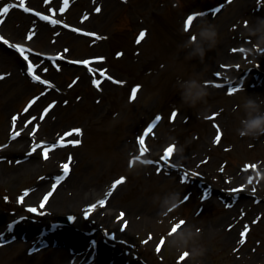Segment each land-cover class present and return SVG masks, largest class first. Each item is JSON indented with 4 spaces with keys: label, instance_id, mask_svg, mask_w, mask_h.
Returning <instances> with one entry per match:
<instances>
[{
    "label": "rangeland",
    "instance_id": "obj_1",
    "mask_svg": "<svg viewBox=\"0 0 264 264\" xmlns=\"http://www.w3.org/2000/svg\"><path fill=\"white\" fill-rule=\"evenodd\" d=\"M242 1L110 0L104 2L103 0H69L68 3H65V0H0V32L1 36L8 37L10 45L24 44L26 39H29L27 36L32 35L33 29L36 30V27L43 23L49 27V38L45 42L49 43V46L66 47L65 51L71 55L67 62H59V67L53 68L49 80L54 88L59 89L56 93L63 98L60 107L53 116L56 125L54 136L60 135L63 131H69L72 127H80L83 131L82 134H74L69 144L54 150L50 149L57 153V171L61 172L63 164L68 163L72 168V175L82 185L99 188L105 186L108 189L114 180L126 177L112 190L113 197L110 199L112 203L109 205L114 207L121 206L131 209L143 202L149 211L158 204L155 200L156 196H163L172 190L182 193L183 202L163 219L159 228L139 225L129 238L113 241L114 245L101 240L98 242L101 246L99 253L96 251L94 255L89 256L88 261L91 263L94 260L93 264H111V250H114L116 246L115 250L120 251L119 247L127 244L132 248L131 252L134 253L132 255H137L147 264H264V179H255L257 171L264 167V136L259 138L240 136L237 132L241 126L240 120L245 115L241 107V97L245 93L264 95V52H261L259 47L256 48L255 56L247 52L246 60L257 64L258 66L255 67L257 71L249 69L243 74L237 75L236 81L229 87L218 80L216 75H211L209 61H211L213 49L200 63L195 61V58H189L188 49L178 48V44L173 47V44L163 41V38L167 37V39H173L182 45L193 34L200 19H207L219 26L220 20L238 8ZM21 2H24L33 11L29 12L19 7ZM5 4L11 5L6 14L2 13ZM70 7L75 10H73V14H67ZM97 8L100 9L99 12L96 11ZM217 8H220L219 12L215 11ZM39 13L55 16L59 24L46 22L39 16ZM193 13H206V15L197 17L193 28L186 31L183 20ZM82 17H85L83 19L88 22L84 26L79 23ZM65 23L68 24L67 27L64 26ZM78 25L85 29L89 28L92 33L97 35H90L88 30L81 29L80 33L72 30V27H78ZM142 31H146V35L141 39L139 34ZM34 33L36 34L37 30ZM159 43H161L159 46L161 51L166 53V56H161L157 63L158 69H161L162 72L173 68L170 63L172 57L178 64L174 71L182 78L187 79L186 77L191 75V77L196 76L204 82H212L211 84L206 83L210 93L206 102H201L195 107L187 104L177 106L172 110V112H178L176 118L181 122L175 129L174 127L170 128L171 124L165 118V113L170 111L172 100H174L172 86L168 84V81L161 79L159 73L156 77L155 73L158 69L152 68L159 56L153 44L156 47V44L159 45ZM247 44L249 47H253L256 41H249ZM6 45L8 44L0 41V53L6 50ZM11 48L15 51V48ZM95 53L104 58L103 62L101 61L103 67L99 69L97 65V68L93 65V69L97 71L94 73L88 71L90 75L86 84L78 87L73 86L72 82L86 69L73 64L72 59H87L94 56ZM29 59L38 65L45 61L51 62L50 56L35 52L29 56ZM24 70L25 60L22 62V72L17 74L16 78L5 77L0 81V125L8 118L9 114L21 113L28 109L29 102L33 101L43 90L42 84L31 79ZM98 71L103 74V71H106L119 75L121 84H117V87L112 91L99 94L95 98L98 91H96L93 80L98 79L100 75ZM39 72L38 67L37 73ZM144 73L147 74V77ZM248 75L251 80L247 82L250 86L246 85V87L243 80ZM158 79L160 87L156 91L155 84ZM144 80L147 81L146 86L143 85ZM255 83L258 84L257 88L255 86L256 90L252 88V84ZM217 84L222 87L215 86ZM137 85L141 87L136 98L132 99L131 90ZM232 87L238 89L235 94L228 92V89ZM150 89H155L153 91H156L154 92L156 95L152 96ZM250 89L258 91V93L250 91ZM53 105L54 102L50 98L44 108H51ZM211 113L212 115H210ZM138 116L146 117L143 122L138 120L132 122L133 118L139 119ZM156 116H161L162 119L156 122V126L150 132L151 136L146 135L145 137V145H148L151 152L156 151L162 156L165 148L168 147L165 144L172 143L176 145L172 155L173 160L181 163L182 166H186L188 158L196 154L203 166L210 164L211 161L210 166L219 171L223 168L224 171L221 172L224 174L241 172L244 175L243 183L246 182V185L239 181H237L238 183L227 181L226 186H222L221 183L211 178L213 169L209 167L204 169L206 173L201 175L205 178L202 177L201 185L195 183V186L191 187L192 189H179L178 185L171 182V177L175 176L178 181L186 182L183 180L185 172L168 171L174 175L164 179L165 176L161 174L162 172L153 167L156 165L158 168H162L160 164L155 163V161H159L156 158L150 157L149 160L153 163H150V167L147 168L141 166L140 160H136L134 164L130 163L137 156L129 153L127 145L121 146L118 141L126 138V128L129 124L142 123V130L144 128L146 131ZM47 119L44 117L41 122H46ZM43 124V127H39L38 133L35 132L36 140L49 131V125ZM108 132L113 139L117 140L116 144H113L112 150L93 152L90 147L91 138L97 134ZM209 132L210 134L212 132L213 140L208 138ZM11 135L0 138V150ZM217 135L221 136L219 143L214 141ZM73 139H78L81 143L73 144ZM54 141L53 139L52 142ZM51 144L48 142L46 146H51ZM201 144L202 146L199 147ZM43 147L37 148L34 157L37 164L35 169L22 173L14 181L0 179V214L4 222L8 225L13 224V228L17 226L16 229H18L19 225L16 220L18 217L25 216L36 224L27 235L24 234L22 237L19 236L17 239L11 240H5L7 237L5 236V239L0 240V264H49L48 258L52 253V246L46 245L50 242L45 241V244L43 243L41 246H36V242L31 245V241H35V237L41 233L39 232L41 230L40 220L46 211L41 197L45 194L41 191L36 194L34 206H28L29 201L21 200V197L24 198L38 182L41 181L43 186H53L57 182L55 179L57 176H54L53 170L42 155ZM69 157L72 159L69 160ZM12 158L15 162L26 161L22 154L20 156L14 154ZM0 164L7 168L9 166L6 162ZM249 164H254L257 167L248 168ZM199 179L201 178L199 177ZM250 179L251 183H248ZM204 183L205 185H217L216 191L210 193V196L204 194L205 189L202 188L205 187L202 185ZM236 186H243L245 189L239 191L247 190L245 193L247 196H242L245 205L239 211L240 213L233 214L228 227L222 230L220 228L212 230L207 237L197 239L196 243L206 248L205 254L198 258V262L193 261L190 254L181 260L182 255H178L169 247V238L172 236L169 235L170 229L176 224L175 222L169 224V219L175 221L177 217L183 218L185 221L183 225L190 224L192 226H206L214 223L219 217L233 212L231 206L238 198V191H234ZM229 190L234 192V198L222 197V192ZM109 196L101 198V200H106ZM39 199L41 200L39 201ZM41 204L44 206L41 207ZM32 207H36L38 211L31 212ZM84 208L88 209L89 206ZM61 214L47 217L45 226H52V223ZM88 229V223L84 222L80 234L78 232L75 234V231L71 232L73 237L79 238L77 244H85L84 235L91 233V230ZM232 229H234L233 232L235 231L237 240L226 243L224 237ZM179 231L180 229L177 230V232ZM103 232L106 234L108 230L103 229ZM59 240L56 243L63 244L60 245L62 250L50 264H69L72 260L79 261L81 259V254H72L67 249V245L73 246L66 242L67 238ZM93 246L98 245L95 242ZM105 249H109L110 253ZM69 255L72 257L67 260Z\"/></svg>",
    "mask_w": 264,
    "mask_h": 264
},
{
    "label": "bare ground",
    "instance_id": "obj_2",
    "mask_svg": "<svg viewBox=\"0 0 264 264\" xmlns=\"http://www.w3.org/2000/svg\"><path fill=\"white\" fill-rule=\"evenodd\" d=\"M69 0H67L68 3ZM104 2L110 1V0H103ZM72 7V6H71ZM70 7V8H71ZM70 11L67 12V14H73V8L69 9ZM75 11V10H74ZM85 16V14H83ZM264 15V0H243L241 2V5L236 8L235 10H232L229 14L225 15L223 19L220 20V25L218 26L220 37L219 42L216 45L215 48H213L212 58L210 62V68H211V75H215L216 72H220L221 75L217 76L218 80H221L223 84L235 82L237 75H241L247 70L251 69L252 71H256L255 67L258 66L257 64L250 63L246 57L247 55V48H249V45L247 42L256 41L255 37L250 36L247 34L246 29L248 27V22L252 21L253 24L255 23V18L257 16ZM82 17L81 21H79L82 26L84 24L88 23L85 21ZM39 20V19H38ZM40 22V20H39ZM185 22V20H183ZM182 22V23H183ZM174 23V21H173ZM82 26L78 25V28L83 30L90 31V34L92 33L91 30L85 29ZM87 27V26H85ZM33 29L32 35L27 36L29 39H26V42L23 44L26 49H30L26 54L29 55V52H35V53H41L43 55H49L53 57L55 60L53 63L51 62H42L40 63L39 70L40 72L37 73L38 75H41L42 80L40 83L42 84V91L38 94V99H35V102L27 109V111H23L21 113H14L9 114L8 118L3 122V124L0 125V138L6 137L9 134H12L9 138H7L6 143H4L3 147L0 150V163L6 162L9 164L8 168L7 166H2L0 164V179H3L5 181L9 180H17L19 176L22 173H25L26 171L35 169L37 164L34 160L35 153L32 152L31 146L38 142L39 140H44L45 143L53 141V139H57V135L54 136L56 133L55 131V123L53 121V116L55 115L54 112L58 110L60 107L63 98H61L60 95H58L56 92L59 90L57 88H54L53 85L49 84H43V80H50V76L52 75L53 68H57V65L59 66V62H67V59H70L69 52L65 51L66 47L61 46H49V43H46V39L49 38V27L47 25L40 23L37 27V33L35 34ZM181 31V30H180ZM71 33V32H70ZM75 34V33H73ZM2 33L0 32V36ZM4 39L2 41L6 42L8 45H6V50L3 53H0V81L3 80L5 77H12L16 78L17 74L22 72V62L23 57L19 55L17 51H13V49L10 47V40H8V37L3 35ZM26 37V38H27ZM33 37V39H31ZM163 41L167 44H173V47L178 44V48L181 47L179 43H176L175 40H169L167 37L163 38ZM58 44V43H57ZM161 43L156 44V47L153 44V47L156 51V53L159 55L156 60V63H153L152 68L158 69V61L160 60L161 56L165 57L166 53L161 51ZM57 47V48H56ZM233 48H243L245 51L243 53L241 52H233ZM185 50V48H183ZM208 55V54H207ZM257 56V55H256ZM96 59L93 60L91 63L94 65V67H97L101 69L103 66L101 65V61L103 62L101 58L102 56L97 55V53L94 54ZM75 59V58H73ZM72 59V61H73ZM77 59V58H76ZM195 61L202 63L199 57L195 58ZM134 62L132 61V64ZM170 63L173 65V68L168 69L167 71H161V69H158L155 74L159 73V77L164 79L165 81H168V84L172 86V106L170 111H167L165 113V118L167 122H170V128L178 127L180 125V120L178 118H175L174 120L171 118L170 113L174 108L177 106L186 105L182 101L181 97V90L179 88L178 81L180 80H186L185 78H182L181 75L176 73L174 71L177 67V62L170 58ZM231 65V67L224 68V65ZM239 64L240 67L237 68L236 65ZM207 66V64H206ZM5 67V68H4ZM82 67V66H81ZM80 67V68H81ZM96 67V68H97ZM157 67V68H156ZM43 68H47V72H43ZM264 71V68H263ZM104 75H99L98 79L101 81L100 87L96 86V91L98 93L96 94L95 98L99 96V94H102L107 91H112L115 87H117V84H121V77L116 74H111L109 72L103 71ZM150 73V72H148ZM145 74V73H144ZM90 73L87 71H83L80 73V75L77 77V79L72 82L73 86L78 87L80 85H85L88 81ZM147 77V74H145ZM108 77H112L113 79H109ZM140 79L141 76L139 75ZM158 77V74L157 76ZM191 75L186 77L189 79ZM250 75L246 76L243 80V84L246 86H250L247 84V82L250 79ZM117 81H120V83H117ZM143 85L146 86V80L143 81ZM253 89L258 87V84H252ZM160 87L159 79L157 80L155 84L156 91H158ZM247 87V86H246ZM61 88V87H60ZM253 89H250V91L258 93V91H255ZM151 94L156 95V91H153L155 89H150ZM260 93V92H259ZM261 95V94H260ZM52 99L54 102V105L49 108L46 107L45 104L47 101ZM94 98V100H95ZM214 112V111H212ZM212 115V113L210 114ZM35 117V119H33ZM44 117H47L48 119L46 122H41V119ZM139 117V116H138ZM146 116H140L139 119L133 118L132 122L138 120L139 122H143L144 118ZM15 118V124H13V119ZM155 118L153 119V121ZM135 122L128 125L126 128V138L120 139L118 142L121 146L128 147V152L135 154L137 157L139 156L141 161V166L144 168L150 167V163H145V160H149L150 157H153L154 159L159 160V164L162 167L160 172L163 176H165L164 179H167L171 177L172 172L168 171H174L177 172H188V179L186 182L178 181L175 176H172V183L174 185H178L177 188L179 189H192L197 184H200L203 182L201 175H204L203 173H206V168H212L210 164L203 166L201 165V161L195 156L191 155L187 160V165L182 166L181 163L176 162L173 160V156L170 158V161L165 162L164 160L160 159L161 155H159L158 152L149 151L147 153H144L141 155L140 153V146L138 143V137L140 135H143L146 131L142 130V123ZM41 123V125H40ZM49 125V131L45 133L42 136H39L38 139L33 136V133H38L39 127H43L44 124ZM157 124V123H156ZM160 125V124H159ZM158 125V127H159ZM17 126V127H16ZM38 126V127H37ZM74 127L71 129V134L67 137L63 138L65 144L69 143V140L72 139V136L76 134L73 132ZM170 128H167L170 130ZM21 129L20 132H18ZM74 129H77L76 127ZM80 129V127H79ZM104 132L106 130H103ZM108 131V130H107ZM19 133V135L16 136L15 139H13V136L16 133ZM129 134V135H128ZM214 135V134H213ZM147 136H151V133H147ZM208 138L213 140L212 132L208 135ZM115 139L110 135V132L103 133V134H97L93 136L90 140V147L93 152H101L106 151L109 152L113 148V144H116ZM216 141V139L214 140ZM172 145V143H166L165 146ZM186 146V144H184ZM202 146L199 145V147ZM59 147L57 143H53V150L55 148ZM148 147V145H147ZM159 150V148H157ZM166 149V148H165ZM112 153V152H110ZM16 154L17 156H20L21 154L25 157L26 161L20 162V161H14L12 158V155ZM56 157L57 153H54L53 151L48 153V158L45 159L48 166L53 170L54 176H66V179H63L62 181H57L55 186H43L44 184L40 181L35 186L34 189H31L27 192V194L24 196L23 201L25 202L29 201L28 206H34L35 202V196L40 191L41 193L44 192L42 199L44 196H48L49 200L47 203H45L46 211L43 214L42 220H40V228L42 229V237L47 240L48 237V243H50L46 246H49L52 248V253L50 255V258H48L49 264L52 262V259L56 258L59 255V252L62 250L60 245L54 244L55 242H58L61 238H67L66 242L68 244H72L74 247H76V253L79 251L84 254L87 258L90 255H94L97 251L99 253V248L101 247L98 242H101V240H105L107 243H112L114 245L113 241H122L127 238H129L133 233L134 230L139 225L143 226H151L152 228L157 227L159 228L161 226V223L164 216H161L159 213V205L157 204L152 208L151 210H147L146 206L143 202H140L136 208L126 209L124 207H114L110 206L111 204V198L113 197L112 189H108L107 187L99 188L96 186H85L82 185L78 179H75L76 177L73 176L72 169L68 172L67 175H64V173L57 171L56 166ZM176 158V157H175ZM151 161V160H150ZM155 169H158L156 165L153 166ZM213 169V168H212ZM211 178L217 181L218 183H221L222 186H226L229 182H237L239 181L243 185H246L243 183L244 175L236 171L234 174H224L218 169H213V172L211 174ZM199 177L201 179H199ZM203 179H205L203 177ZM200 180V181H199ZM247 180V178H246ZM174 181V182H173ZM238 183V182H237ZM194 185V186H193ZM202 185H205L202 184ZM241 185V184H240ZM199 186V185H198ZM192 187V188H191ZM204 190L203 193H213L216 191L217 185H209L206 184L205 187H202ZM238 189H244L242 187H237L235 190ZM228 190V188H227ZM245 190V189H244ZM230 191V192H229ZM227 192H222V197H230L231 199L234 198V192L229 190ZM247 191V190H246ZM246 191H238L237 195L238 198L235 200V203L231 206V211L228 215L219 217L214 223H211L206 226H193L194 228H199L201 231L199 233V238L207 237L209 235L210 231L220 228V230L228 227L231 224L233 218V214L240 213L241 209L245 205L243 201L242 196L245 195ZM257 191V187H256ZM109 192H112V195L109 196ZM106 196H109L108 199L104 200L106 203L101 205L99 204V201L101 198H104ZM41 199H39L40 201ZM97 204V207L95 211H92L89 215H84V212L86 210V206H89L90 204ZM83 212V213H82ZM61 214V216H58L56 221L57 226L54 229H51V227H46V219L47 217L51 216H57V214ZM123 213L124 215L121 217L120 214ZM72 217H75L74 219ZM120 217V219H118ZM45 219V220H44ZM124 221V223L121 222ZM84 222H87L89 225V229L91 230L89 235H84L85 237V244H77L79 242V238L73 237L71 232L75 231V234H80L82 229V224ZM17 224L19 225L18 229L17 226L13 228V226L8 225L6 222H4L2 215L0 214V240L5 237H12L14 239H17L19 236H23L24 234H29L32 229L35 227V223H32L29 218H26L25 216L21 217V219L18 220ZM126 225V226H125ZM187 225H182L180 230H182ZM103 229L108 230L106 234H104ZM234 229H232L229 233H227L224 237V241L226 243L230 241H236L237 237L236 234L233 232ZM78 232V233H77ZM37 240V239H35ZM65 240V239H64ZM63 241V240H59ZM32 244H35L36 241H31ZM93 242L97 243L98 246L94 247ZM84 243V242H82ZM126 244V243H125ZM67 245V244H66ZM65 245V246H66ZM77 245H83L81 247ZM68 246V245H67ZM123 247V248H122ZM119 247V250H115L117 248L115 246L114 250H106L108 253L112 255L111 264H147L143 261V259H140L137 255L131 252V247H129L127 244L125 246ZM102 249V248H101ZM74 252L72 254H74ZM81 254V253H80ZM72 255H69L67 260L70 259ZM94 261V260H93ZM90 262V264H93ZM97 261V260H95ZM87 264V262H85ZM83 262H80L79 264H85ZM69 264H77V263H69Z\"/></svg>",
    "mask_w": 264,
    "mask_h": 264
},
{
    "label": "clouds",
    "instance_id": "obj_3",
    "mask_svg": "<svg viewBox=\"0 0 264 264\" xmlns=\"http://www.w3.org/2000/svg\"><path fill=\"white\" fill-rule=\"evenodd\" d=\"M246 32L256 38V44L247 48L248 54L255 56L257 47H259L261 52H264V15L257 16L254 24L249 21ZM192 35L196 37L195 40L191 38ZM192 35L183 42L181 47L188 49L187 55L189 58L199 57L203 61L208 52L215 48L219 42V28L212 21L200 19ZM178 84L182 101L189 106L195 107L201 102H206L210 94L206 83L196 76L180 80ZM241 107L245 115L240 120L241 126L237 129L238 134L254 138L264 136V95L245 93L241 97ZM255 179H264V167L257 171ZM248 183L250 182L248 181ZM155 200L159 205L160 215L164 217L169 216L183 202L182 193L178 190L169 191L163 196L158 195ZM181 220L184 219L177 217L175 221L169 219L168 223H179ZM200 231L199 228H194L190 224L187 225L179 232H176L175 235L170 236L169 247L178 255L188 252L193 261L198 262V258L206 252V248L203 245L196 243Z\"/></svg>",
    "mask_w": 264,
    "mask_h": 264
},
{
    "label": "snow or ice",
    "instance_id": "obj_4",
    "mask_svg": "<svg viewBox=\"0 0 264 264\" xmlns=\"http://www.w3.org/2000/svg\"><path fill=\"white\" fill-rule=\"evenodd\" d=\"M65 3H67V0H65ZM10 7H11V5H9V4H5V5L3 6V8H2V13H4V14L8 13L9 10H10ZM19 7L24 8L25 10H27V11H29V12L33 11L31 8H28L24 2H21V3L19 4ZM96 11L99 12L100 9L97 8ZM215 11H216V12H219V11H220V8L215 9ZM202 15H206V13H193V14H191V15H188L187 18H186V20H185V22H184V23H185V29H186V31H190V30L193 28V26H194V21L197 20V17L202 16ZM43 18H44L45 20L50 19L48 16H44ZM52 23H53V24H56V23H59V21H57V20H52ZM77 31H80V29H77ZM90 35H97V34H95V33H91ZM145 35H146V31H142V32L139 34V36H140L141 39H142ZM29 38H30V37H29ZM191 38H192L193 40L196 39V37H195L194 35H192ZM2 39H4V38H3L2 36H0V40H2ZM6 42H7V41H6ZM11 47L17 49V50L23 55L24 60L27 61V65H28L27 70H28V72L30 73V75L32 76V78H33L34 80H36V81H41V80H42L41 75H38V74L36 73V69H37L38 67H40V66H39L38 64H34V63L32 62V60L29 59L28 55L26 54L28 51H30V49H26V48H25L23 45H21V44H12ZM232 51H233V52H237V51H238V52L243 53V52L245 51V49H243V48H240V49L233 48ZM121 55H122V53H121ZM99 59H104V58L101 57V58H99ZM82 63H84V64H89V61H88V60H84V61H82ZM57 67H59V66L57 65ZM223 67H224V68H228V67H231V65H227V64H226V65H224ZM236 67L239 68L240 65L237 64ZM42 70H43V72H47V71H48L47 68H43ZM215 75H216V76H220L221 73L218 71V72L215 73ZM108 78H109V79H113L112 77H108ZM42 83H43V84H49L50 81H48V80H43ZM93 83H94L97 87H100L101 81H99V80H93ZM117 83H120V81H117ZM205 83L211 84L212 82H211V81H206ZM215 86H217V87H222V85H218V84L215 85ZM140 87H141L140 85H137L134 89L131 90V98H132V99H135V98H136L137 92L139 91ZM237 91H238V89H237L236 87H232V88L228 89L229 94H235ZM38 98H39V97H37V98H35V99H38ZM35 99H34L33 101H30V102H29V105H28L29 107H31V105L35 102ZM25 111H27V109H25ZM177 115H178V112H176V111H173V112L170 113V116H171V118H172L173 120L177 117ZM33 119H35V117H33ZM161 119H162L161 116H156V117H155V120H154L153 123H152V125H150V126L147 128L145 134L140 135V136L137 138V139H138L139 146H140V153H141V155H143L144 153H147V152L149 151L148 147L145 145V137H146L147 133H150V132L152 131V129L156 126V122H157V121H160ZM13 124H15V118L13 119ZM217 128H219V125H217ZM72 131L75 132V133H77V134H82V131H83V130L77 128V129H73ZM69 134H71V133H69ZM17 135H19L18 132L13 136V139H15ZM34 135H35V134H33V136H34ZM220 140H221V136H220V135H217V136H216V142L219 143ZM63 143H64V140H63V138H61L60 141H59V144L62 145ZM72 143H73V144H79V143H81V141L78 140V139H73V140H72ZM38 147H43V143H41L40 145L34 146L33 149H32V152L35 153V152L37 151V148H38ZM175 148H176V145H174V144L169 145V146L164 150V153H163V155L160 157V159L164 160L165 162L170 161V158L172 157ZM49 150H50V149H47V148L44 150V157H45V159L48 158ZM68 159L71 160L72 157H69ZM138 159H140L139 156H138V157H135L132 161H130V163H133V164H134L135 161L138 160ZM144 162H145V163H153V161H150V160H145ZM155 163L159 164V161H155ZM62 167H63V171H64V173H68V172L70 171V169H69V164H68V163L63 164ZM247 167H248V168H256L257 166L254 165V164H249ZM157 170L160 171V170H162V169L158 168ZM221 171L223 172L224 169L222 168ZM188 175H189V174H188L187 172H185V173L183 174V180H184V181H187V179H188ZM55 179H56L57 181H62L63 179H66V176H57V177H55ZM125 179H126V177H121L119 180L115 181V183H114V185H113V188H115L116 185L122 183ZM249 182L251 183V179L249 180ZM234 191H239V190L236 189V190H234ZM253 191H255V189H253ZM108 194H109V195H112V192H109ZM205 198H207V197H205ZM21 200H23V197H21ZM43 200H44V203H47L48 200H49V197H48V196H44ZM105 203H106V202H105L104 200H100V201H99V204H101V205H103V204H105ZM43 206H44V205L41 204V207H43ZM96 207H97V204H95V203L90 204V205H89V208L85 210L84 215H86V216L89 215L92 211H95ZM30 211L35 213V212L38 211V209H37L36 207H32V208L30 209ZM123 215H124L123 213L120 214L121 217H122ZM72 218L74 219L75 217H72ZM118 219H120V217H118ZM121 222L124 223V221H122V220H121ZM184 223H185V221H184V220H181L179 223L174 224V225L172 226V228H171V231H170L169 235H173V234H175V233L177 232V230L180 229L181 226H182ZM125 226H126V225H125ZM241 235L243 236L244 234L242 233ZM241 242H243V241H241ZM188 256H189V253H188V252H184L183 255L181 256V260H184V259L187 258Z\"/></svg>",
    "mask_w": 264,
    "mask_h": 264
}]
</instances>
